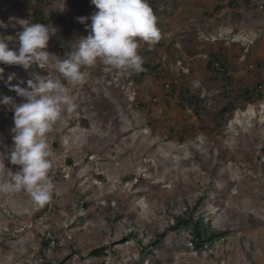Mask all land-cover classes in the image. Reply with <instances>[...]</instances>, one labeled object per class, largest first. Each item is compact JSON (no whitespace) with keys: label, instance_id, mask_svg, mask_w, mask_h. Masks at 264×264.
<instances>
[{"label":"rangeland","instance_id":"obj_1","mask_svg":"<svg viewBox=\"0 0 264 264\" xmlns=\"http://www.w3.org/2000/svg\"><path fill=\"white\" fill-rule=\"evenodd\" d=\"M163 1L148 3L164 8ZM34 2L0 0V36L18 47L22 25L36 23L34 10L61 14L45 49L48 69L0 64L17 76L0 78V99L19 102L4 86L26 88L36 73L63 81L55 62L88 35L77 17L97 10L91 0ZM228 2L177 0L157 18L159 30L187 31L191 50L204 53H183L176 35V50L166 57L157 47L160 67L140 82L134 70L97 60L81 69L83 84L67 85L76 109L46 136L52 199L40 206L24 190L0 193V264H264V0L236 9ZM217 3L222 12L212 11ZM146 45L139 42V55ZM210 50L229 57L232 78L207 68ZM255 84L262 92L254 101L215 116L236 90ZM181 87L207 99L200 114L183 105ZM13 127V112L0 104V139L8 146ZM18 169L0 162V183ZM193 215L205 219L213 239L201 250L190 226L172 229ZM104 245L108 255H90Z\"/></svg>","mask_w":264,"mask_h":264},{"label":"clouds","instance_id":"obj_2","mask_svg":"<svg viewBox=\"0 0 264 264\" xmlns=\"http://www.w3.org/2000/svg\"><path fill=\"white\" fill-rule=\"evenodd\" d=\"M91 4L97 9L92 15L77 17L88 35L79 37L66 58L55 62L63 81L54 78L50 71L48 75L36 73L26 88L10 85L21 98L19 102L10 96L0 99V104L13 112L14 123L13 144L8 146L0 139V162L19 166L9 180L0 183V193L24 190L40 206L49 203L54 184L49 179L52 165L46 136L65 111L70 114L76 109L67 85L83 84L86 73L81 69L95 65L97 60L119 72H139L143 63L137 52L139 42L151 47L160 40L157 19L148 0H91ZM56 32L53 25L23 24L15 38V48H10L8 40L0 36V64L28 69L35 62L48 69L50 54L45 49ZM3 72L0 67V78ZM14 78L13 73L8 81Z\"/></svg>","mask_w":264,"mask_h":264},{"label":"trees","instance_id":"obj_3","mask_svg":"<svg viewBox=\"0 0 264 264\" xmlns=\"http://www.w3.org/2000/svg\"><path fill=\"white\" fill-rule=\"evenodd\" d=\"M34 1H42V0H25L26 3H35ZM221 1V0H220ZM229 5L232 6L234 9L239 8L241 2L243 0H228ZM246 1H250V0H246ZM156 3V1H154ZM164 2V8L160 7V2L157 3L158 6H152L150 4V7L155 10H157L159 13H165V12H170V9H172V5L174 4L172 0H170V2L168 0L163 1ZM245 4V2H244ZM161 4V6H163ZM170 6V9H169ZM247 7V6H246ZM224 8L223 4L221 3H217L214 6L215 11H220ZM152 9V10H153ZM154 13V12H153ZM156 16V15H155ZM32 17L34 19V21L36 23H44L47 24L49 26L52 25L53 22L55 21H60L63 20L62 15L57 13V12H50V13H46L45 11L42 10H34V12L32 13ZM158 27V26H157ZM159 42V41H158ZM157 42V43H158ZM159 44V43H158ZM160 45V44H159ZM148 46V44L146 45ZM156 48H147L145 47L144 52L142 51L140 53V56L142 58V70L139 72L134 71L135 76L138 77V82L141 81V79L143 77H145L148 72L152 71L153 69L157 70V68L160 67V63L157 59L156 54ZM72 51V50H70ZM69 51V52H70ZM211 57V59H210ZM208 65L207 68L209 70L214 71L217 74H220L222 76H226L227 79L232 78L233 76V72H232V65L229 62V57L223 52L220 51L219 53L212 51L210 54ZM215 59L221 61V59H223V70H219L214 66V62ZM145 62V63H144ZM0 67H2L4 69L3 72V77H9L10 75H12L11 73H9L7 71V68H5L4 66L0 65ZM14 81L17 80V76H15V78L13 79ZM12 80V81H13ZM226 87H229V85L227 84ZM261 88L262 85L261 84H255L253 86H245L242 88H239L238 90H236L237 94L236 97H231L226 105L222 106L218 112L216 113L215 116H218L219 118H227L228 115H230L233 111L237 110L238 108L242 107L245 108L248 102L254 101L255 99V95H260L261 94ZM4 89L6 91L11 90L12 88L9 87L8 85L4 86ZM176 89V87L174 88ZM233 89V88H232ZM180 95H181V99L183 102L184 106H189L190 108H192V110L198 114H200V110H203L205 107V104L207 102V99L205 97H201L199 94H194L189 88L187 87H181L180 88ZM230 97V96H229ZM170 99H173V97H169ZM185 130H183L184 132ZM83 207H86L85 204L82 205ZM190 226L191 227V235H192V244L194 245V247L197 250H201L202 248H204V244L211 242L212 239V235L206 237V233H205V229L207 228V226L205 225V219L203 217H194L191 216L188 220L184 219V218H179L178 219V224L176 226H174L173 232L176 231H180L182 227H187ZM206 237V238H203ZM158 241H160L158 239ZM45 244L48 245V241L44 240ZM155 245V243H152L150 245V248L152 249V247ZM111 249V246L109 245H104L101 247H98L96 249H94L93 251L90 252V255L93 257H103L108 255L109 251ZM153 252V251H152Z\"/></svg>","mask_w":264,"mask_h":264},{"label":"crops","instance_id":"obj_4","mask_svg":"<svg viewBox=\"0 0 264 264\" xmlns=\"http://www.w3.org/2000/svg\"><path fill=\"white\" fill-rule=\"evenodd\" d=\"M173 1V3H175L177 0H172ZM214 10V7L212 8V11ZM224 9H222V10H220V11H217V13H219V12H222ZM216 12V11H215ZM158 16H160V13H158V14H156V19L158 18ZM163 19H162V17H161V19H160V21H162ZM159 20L157 19V22H158ZM164 21V20H163ZM162 21V22H163ZM157 26H158V29H159V25H158V23H157ZM172 30H174V33H172ZM160 31V40H159V44L158 43H156L154 46H151V48H157V47H162L163 48V50L165 51H163L165 54V56L166 57H169L168 56V52L170 53V52H172L173 50H176L175 49V45H176V43L179 45L178 47H179V50L181 51L182 50V52L183 53H189V55H191L190 57L191 58H194V57H196L198 54H200L201 52L202 53H204V51H206V50H199V49H197V50H191V49H193V48H191L189 45H188V40H187V38H188V33H187V31L185 32V33H182L181 34V32H180V34H179V32H177L176 31V29H170V31H168V32H163V31H161V30H159ZM175 32H176V34H175ZM176 35L178 36V38L180 39H176V41H174V38L176 37ZM167 36V37H166ZM170 41V42H169ZM144 44H146L145 42H144ZM181 44H183V45H181ZM147 48H150V46L148 45V46H146ZM142 48V47H141ZM144 50H145V48H143V52H144ZM171 50V51H170ZM184 50V51H183ZM211 51V50H210ZM209 51V52H210ZM212 52V51H211ZM211 52H210V54H211ZM218 52H220V50L218 51ZM217 52V53H218ZM156 53V52H155ZM186 53V54H187ZM198 53V54H197ZM172 55V54H171ZM163 58H164V56H163ZM157 59H158V61H160L161 60V56L158 54V56H157ZM174 60V58H172V60H170V61H173ZM207 62V61H206Z\"/></svg>","mask_w":264,"mask_h":264},{"label":"built area","instance_id":"obj_5","mask_svg":"<svg viewBox=\"0 0 264 264\" xmlns=\"http://www.w3.org/2000/svg\"><path fill=\"white\" fill-rule=\"evenodd\" d=\"M214 66L217 68V69H219V70H223V65H222V63L220 62V61H216V62H214Z\"/></svg>","mask_w":264,"mask_h":264}]
</instances>
